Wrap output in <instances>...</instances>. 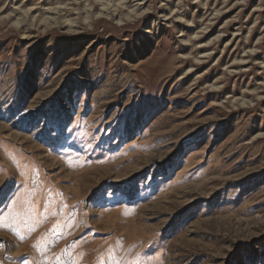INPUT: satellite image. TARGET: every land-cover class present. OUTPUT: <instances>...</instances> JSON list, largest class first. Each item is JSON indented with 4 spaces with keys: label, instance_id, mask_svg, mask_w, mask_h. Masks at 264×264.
<instances>
[{
    "label": "rangeland",
    "instance_id": "obj_1",
    "mask_svg": "<svg viewBox=\"0 0 264 264\" xmlns=\"http://www.w3.org/2000/svg\"><path fill=\"white\" fill-rule=\"evenodd\" d=\"M117 260L264 264V0H0V264Z\"/></svg>",
    "mask_w": 264,
    "mask_h": 264
},
{
    "label": "snow or ice",
    "instance_id": "obj_2",
    "mask_svg": "<svg viewBox=\"0 0 264 264\" xmlns=\"http://www.w3.org/2000/svg\"><path fill=\"white\" fill-rule=\"evenodd\" d=\"M13 204L16 208L17 214L20 216H26L31 211L30 207H28V206H26V205H24L18 201L13 202ZM34 247H35V245H34ZM114 264H121V261L117 260L114 262ZM128 264H132V262L129 261Z\"/></svg>",
    "mask_w": 264,
    "mask_h": 264
}]
</instances>
